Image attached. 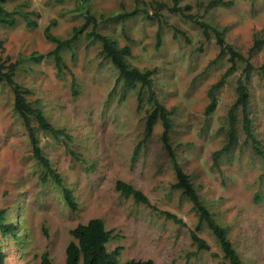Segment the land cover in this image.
<instances>
[{"label": "rangeland", "instance_id": "rangeland-1", "mask_svg": "<svg viewBox=\"0 0 264 264\" xmlns=\"http://www.w3.org/2000/svg\"><path fill=\"white\" fill-rule=\"evenodd\" d=\"M152 1L166 9L154 13ZM209 1L199 0V7L197 0H184L180 6L190 5L186 14L219 30L225 28V42L245 58L255 39L264 44V0H222L232 4L205 10ZM171 6V0L139 4L9 0L4 4L7 11L39 15L29 16L36 28H27L20 17L14 28L0 25V64L19 62L14 81L28 91L27 101L53 127L66 132L68 139L59 141L39 131L36 135L44 157L71 190L77 207L72 211L67 206L51 179L40 180L43 171L32 157L22 120L13 111V94L0 83V210L3 224L13 226L11 233L0 229L6 264H40L44 253L52 264H64L70 230L91 219L102 220L112 232L107 251L118 248L119 263L134 259L153 264H226L205 226L198 236L217 257L191 244L189 231L198 220L191 203L171 187L175 176L161 141L160 122L144 139L146 117L152 110L148 95L143 92L139 102L137 86L121 99L124 90L116 83L117 71L99 55L100 44L88 36L92 32L114 39L119 47L129 46L127 61L132 67L155 70L152 91L161 105L173 111L169 144L179 166L215 220L228 229L242 264H264V162L245 143L240 121L230 155L221 157L217 166L212 160V154L228 143L227 113L236 99L242 65L217 93L215 111L205 117L207 91L228 64L226 59L214 62L219 51L215 40L205 42L191 22L168 10ZM136 8L148 11L153 19L145 13L125 21L115 18ZM87 22L76 43L61 52L66 66L61 75L51 57L30 60L54 49L44 37L48 25L51 35L66 40ZM249 62L253 67L249 117L264 150V47ZM116 181L141 191L157 211L121 197L114 190ZM158 211L175 215L182 225Z\"/></svg>", "mask_w": 264, "mask_h": 264}, {"label": "trees", "instance_id": "trees-1", "mask_svg": "<svg viewBox=\"0 0 264 264\" xmlns=\"http://www.w3.org/2000/svg\"><path fill=\"white\" fill-rule=\"evenodd\" d=\"M9 0H0V25L8 28H14L17 25V20L20 17L27 28H36L37 23L30 20L29 16L39 15L35 12H19L16 10L7 11L4 9V4ZM62 2L63 0H57ZM184 0H171L172 6L168 8L171 13L181 16L184 20L191 22L201 33V36L205 42L214 39L219 49L218 54L214 62L220 59H226L228 68L220 77V79L212 84L207 91V98L209 100L208 105L204 110L205 117H209L216 109L217 106V93L224 87L226 80L234 75L237 71L239 64L242 65L241 78L237 81L236 86V99L231 105L227 113L228 119V143L218 151L212 154V160L214 165H218L221 157L228 156L236 142L235 127L240 121L241 130L245 136V143H249L252 152L257 157L261 158L264 162V150L259 141L254 137L252 132V121L249 117V91L248 85L251 80V74L253 67L249 62L264 44L262 40L255 39L252 47L249 49L248 57L242 56L238 53L231 45L227 44L224 40V32L226 29L219 30L212 27L208 23L198 19L195 15L186 14L191 9L190 5L180 6ZM199 0H197L198 2ZM136 4L140 3V0H134ZM231 2H223L222 0H212L207 3L205 10L214 8L215 6L221 5L228 7ZM144 5H146L144 3ZM199 7L200 2L197 4ZM150 6L154 10V13L162 9H166L165 4L152 1ZM140 13H145L148 19H153L146 10L134 9L131 12H125L124 10L117 15L115 18L120 21H125L127 18L135 17ZM86 14V13H85ZM197 18V19H196ZM91 19V18H90ZM93 20V19H92ZM92 22V21H91ZM90 23V22H89ZM85 24L79 28L73 29V36L66 40H61L50 34V25L44 29V37L50 43L54 45V49L45 56L35 57L32 56L30 60L36 62L41 61L45 57H51L54 61L57 74L61 75L62 71L66 69L64 61L61 57V52L66 49H70L77 40L78 35L84 32L89 25ZM84 30V31H83ZM92 42H98L100 44L99 55L106 60H109L111 65L117 71V82L121 83L123 88L122 98L129 91L136 89L140 86L138 91V101L142 102L143 95L147 93V102L152 106V110L146 117L145 122V137L149 139L153 133V128L160 122L162 126L161 141L167 155L169 156L172 170L175 176V183L171 186L172 189L181 192L182 196L185 197L192 206L197 217V225L194 230L189 231L191 244L201 252H210V247L204 239L198 236L202 226H205L209 233L215 239L221 253L222 259L226 264H242V260L232 242L228 238V229L219 224L207 206L201 200L198 192L192 185L190 178L185 174L179 166L175 154L170 147L169 138L172 132L173 122L171 116L173 115L172 110L166 109L161 105L154 96L152 91V84L155 70H140L136 67H132L127 59L130 57L131 52L129 46L119 47L117 42L107 36L92 32L88 34ZM159 41V37H157ZM0 42V49H1ZM19 62L9 63L4 61L0 64V83L6 85L13 94V111L22 120L25 131L27 132L28 139L31 146L33 159L41 166L42 174L40 180L46 181L47 178L51 179L54 185L59 187L62 191L63 199L67 206L75 211L77 209L74 197L70 189L64 186L61 177L51 168L50 163L46 157H44L40 148L39 138L36 135V131H39L55 141L67 138L68 136L64 130L53 127L45 118L42 111L37 107L31 105L26 96L28 91L14 81V77L17 71ZM72 84H75V79L72 77ZM241 113V118L237 119V113ZM34 124V125H33ZM69 153H72L69 151ZM115 192L125 199H132L135 203L141 204L153 211H157L156 208L149 202L148 198L139 190L135 189L131 185L122 181H116L114 185ZM160 216L165 217L168 220H172L175 224L182 225L175 215L165 211H158ZM4 211L0 210V229L3 233L12 232L13 226H7L3 224ZM13 230V229H12ZM69 235L71 241L68 243L65 249V261L64 264H153L150 260H129L124 263H119L117 258L119 255V249H115L109 253L107 251V245L113 239L112 232L107 230L104 222L100 219H91L85 224H79L72 230ZM212 258H216L217 255L210 252ZM0 264H6V256L0 248ZM40 264H52L49 255L47 253L42 254Z\"/></svg>", "mask_w": 264, "mask_h": 264}]
</instances>
